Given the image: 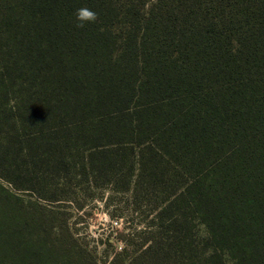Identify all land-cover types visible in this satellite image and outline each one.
<instances>
[{
    "label": "trees",
    "instance_id": "trees-1",
    "mask_svg": "<svg viewBox=\"0 0 264 264\" xmlns=\"http://www.w3.org/2000/svg\"><path fill=\"white\" fill-rule=\"evenodd\" d=\"M0 264H264V0H0Z\"/></svg>",
    "mask_w": 264,
    "mask_h": 264
},
{
    "label": "rangeland",
    "instance_id": "rangeland-1",
    "mask_svg": "<svg viewBox=\"0 0 264 264\" xmlns=\"http://www.w3.org/2000/svg\"><path fill=\"white\" fill-rule=\"evenodd\" d=\"M4 186V185H3ZM10 188L9 186H5ZM70 190L73 192H81L78 184L71 185ZM87 188V186H85ZM88 188H93L88 186ZM92 196L87 198V202L84 203L83 208L76 210L75 208L70 209L63 208L65 213L72 212L68 215V221L71 223L75 236L82 239L87 245L97 254L98 257L109 261L115 252H119L123 247V242L119 239V232L123 229L131 230L132 226L140 227L143 223H137L136 216L132 219H126L124 221H119L115 219H109L105 213V208L102 202L95 200L94 196L99 194L108 195L110 192L108 190H92ZM120 197L113 195L112 199L118 202ZM111 208V207H109ZM110 210V209H109ZM109 238L111 245L105 244V240ZM135 239V236H133Z\"/></svg>",
    "mask_w": 264,
    "mask_h": 264
},
{
    "label": "clouds",
    "instance_id": "clouds-1",
    "mask_svg": "<svg viewBox=\"0 0 264 264\" xmlns=\"http://www.w3.org/2000/svg\"><path fill=\"white\" fill-rule=\"evenodd\" d=\"M97 18V13L88 8L77 10V20L79 21L78 27H83L86 22H95Z\"/></svg>",
    "mask_w": 264,
    "mask_h": 264
}]
</instances>
